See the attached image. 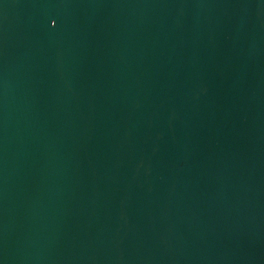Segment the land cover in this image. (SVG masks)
<instances>
[{
  "label": "water",
  "instance_id": "obj_1",
  "mask_svg": "<svg viewBox=\"0 0 264 264\" xmlns=\"http://www.w3.org/2000/svg\"><path fill=\"white\" fill-rule=\"evenodd\" d=\"M0 264H264V0H0Z\"/></svg>",
  "mask_w": 264,
  "mask_h": 264
},
{
  "label": "snow or ice",
  "instance_id": "obj_2",
  "mask_svg": "<svg viewBox=\"0 0 264 264\" xmlns=\"http://www.w3.org/2000/svg\"><path fill=\"white\" fill-rule=\"evenodd\" d=\"M53 23H55V21H53Z\"/></svg>",
  "mask_w": 264,
  "mask_h": 264
}]
</instances>
